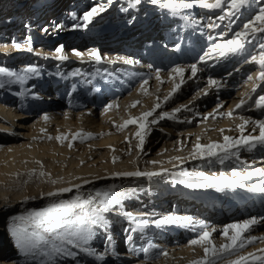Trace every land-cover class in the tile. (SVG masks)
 Wrapping results in <instances>:
<instances>
[{
	"label": "bare ground",
	"instance_id": "6f19581e",
	"mask_svg": "<svg viewBox=\"0 0 264 264\" xmlns=\"http://www.w3.org/2000/svg\"><path fill=\"white\" fill-rule=\"evenodd\" d=\"M24 1L26 0H0V21L7 18L6 11H11L14 7L16 9L14 15L18 16L22 9L17 6ZM36 1L39 4L43 0ZM79 2L80 0L75 2L76 7L80 5ZM186 2L193 3V0ZM208 2L214 3L215 0ZM100 3L105 4L104 1H100L97 5ZM243 7L252 10V13L246 21L244 19L246 13L240 16L244 22L238 25L237 32H241L244 24L254 19L264 7V0H250ZM108 8L109 6L106 5V9ZM193 8L198 15L196 20L200 21L199 19L202 18L200 22L202 24L205 19L214 20L219 12L224 13L231 6L228 0H222L221 9L215 13L208 10L213 11L216 8H202L196 3H193L191 9ZM91 9L84 8L82 14L78 11L77 20L71 22L68 28L52 31L50 34L44 33L31 23L27 28L21 25L22 23L12 25L11 30L5 35L0 34V68L14 72L16 75L11 77L15 81L25 82L31 75H36L37 79H41L40 87H43L48 81V73L52 72L55 63L60 61L57 58L59 54L55 52L60 45L64 46V55L70 49L84 54L82 58L74 54V57L86 61L84 66H80L82 70L87 66L89 69L95 67V60L89 57L88 53L91 49H97V43H103L110 37L108 30L104 32L102 28L110 11L105 10L106 14L101 12L95 15L87 27H84L83 15ZM237 14H240V11L234 15ZM227 23L229 22H223L220 28L221 33H226V36L216 39L215 43H224L234 37L235 34L232 33L235 30L227 35V27H229ZM210 25L209 21L203 26L210 27ZM256 26L259 24L257 23ZM2 30L3 28L0 29ZM28 37H31V51L28 50ZM261 42H264V33H256L254 36L250 34L246 41H242L241 51L245 48L251 57L258 56ZM15 44H19L20 48H16ZM98 51L101 53L100 50ZM17 52L20 53L16 54ZM239 53L238 56L228 54L221 57L218 52H214L211 57L217 59L186 60L173 67V69L177 67L184 69L182 75H177L171 69L170 73L159 72V80L156 78L157 73L147 72L144 79L135 82L128 90L93 109L90 105L75 109L65 108L63 102H55L52 94L47 90L35 86L38 89L35 88L32 95L41 96L43 100H52L51 103L44 109L34 108L32 111L20 112L14 106L17 95H8L15 87L10 84L11 80L6 73L0 74V84H3L0 92L4 88L7 89L5 90L7 92H4L6 96L0 93V219L7 218L2 222L4 225L0 230L5 233L7 246H13L15 251L19 249L16 237L12 235L13 240H11L5 231L15 225H26L25 221L29 219L31 213L47 211L54 205H75L89 196L97 199V202H93L94 208L100 207L101 202L103 204L108 202L111 197L120 201L119 204H112L109 201L110 207L107 212L112 216L107 212L102 214L112 225L107 229V234L105 230L100 232L96 242L92 241L87 245L95 249L97 255H103L104 259H97V255H89L80 249H73L79 253L76 258L57 256L54 264H192L193 261L201 260L205 256V247H211V245L191 243L192 240L199 239L202 232L211 233L210 239L217 249L220 245L229 243L223 232L227 225L243 223L256 217L224 218L222 221H210L206 226L201 227L188 219L191 218L188 215L170 211L169 201L168 209L164 210L163 203L160 204L162 198L152 202L146 199L151 198L150 195L157 190V186H160L159 192L165 189L170 191L174 188L172 182L196 180L206 183L221 175L236 179L234 172L243 175L257 169L264 171L262 142L237 145L226 153L217 150V156H201L198 153L195 157L193 155L198 142L202 145L224 144L226 136L238 140L242 135H260V129L254 122L264 120V108H257L255 105V100L264 95V84L258 78L261 68L256 62L238 66L247 60L238 61ZM232 58V61H238L236 66L241 70L232 72L233 67H230L223 71L225 66L223 59L228 62ZM36 62L38 63L35 67L36 73L24 71L28 67L35 66ZM193 64H196L198 69L195 76L191 72ZM209 79L218 81V85H210ZM145 80H148L147 84H144ZM260 83L262 85H259ZM176 84L180 85L179 89L165 101L164 97L168 96ZM30 85V88H33L32 84ZM142 86L146 91L142 90ZM241 99L246 100L247 103L236 108V104ZM157 103L161 106L152 116L142 121L146 128L141 129L140 123L118 127L129 119L140 118L142 113L150 111ZM110 104L114 106L108 108ZM40 105L44 106L45 101ZM177 108L180 111L175 112L174 118L158 119L161 112L172 113ZM230 111L231 115L228 114ZM153 119H157L158 122L151 123ZM245 120L249 123L244 125V130L241 132L239 126ZM138 131L145 136L142 149L138 147L140 144V139L136 135ZM78 132L91 133V136L72 139L73 134ZM58 136L67 138L58 140L56 138ZM69 144L72 146L69 147ZM153 161L157 163H152ZM135 171L158 174L114 175V173ZM41 172L45 175H41ZM184 172L189 175H183ZM199 173L204 175L201 176ZM261 180H264V176L256 175L242 183H260ZM84 181L89 183L85 184ZM75 184H79L80 188H73L71 192L58 191L60 188ZM147 191L150 195H147ZM50 192L56 195H47ZM97 192L101 195L97 196ZM105 192L108 193L107 197L103 195ZM123 196L128 198L125 199ZM76 209L73 207L70 211L74 213ZM80 212L81 210L78 213ZM125 212L139 219H145L149 223H155L168 216L182 217V219L176 223L165 224L168 228L162 227V232H159V229L142 227L133 232L131 229L136 225L123 215ZM13 217H25V219L16 220L14 225ZM256 219L260 222L243 234L244 238L256 239L251 243H247L245 239L243 248H236L231 252H219L217 256L209 253V262L206 264H229V261H235L238 257L248 256L250 253L260 258L256 260L249 258L245 264H264V221ZM184 220L190 223L185 224ZM5 226L9 228H4ZM124 229L129 231L123 234ZM96 233L98 234V231ZM164 233L167 235L164 236ZM140 234H144L146 238L142 247L136 245ZM233 234L234 230L229 229L228 235ZM103 235L111 236L110 246ZM128 235L132 236L134 246L133 249L125 250L122 238ZM1 243H4V240L0 234ZM143 249H148V252L145 253ZM19 254L23 260L22 264H41V261L51 264L44 256L38 255L34 258L30 254L21 252L20 249ZM6 257V254L0 253V264H15L13 260L5 259Z\"/></svg>",
	"mask_w": 264,
	"mask_h": 264
},
{
	"label": "snow or ice",
	"instance_id": "6c2138e0",
	"mask_svg": "<svg viewBox=\"0 0 264 264\" xmlns=\"http://www.w3.org/2000/svg\"><path fill=\"white\" fill-rule=\"evenodd\" d=\"M230 3L231 9L234 11L230 12V15L235 14V12H238L241 7H243L246 3H249L250 0H228ZM108 4L112 3V0H107ZM136 4L140 3V0H135ZM151 3L153 4H159L162 8L169 9L172 14H176L179 9L182 8H191L193 6V3L199 4L202 8H221L222 6V0H215L214 3H209L208 0H193V3H188L186 0H151ZM133 5L130 4L129 7H132ZM106 10L105 4H100L96 7H93L90 11L84 13L83 20H84V27H87V24L91 21V19L98 15L101 12H104ZM122 11H128L127 8L121 9ZM221 20L224 19V17H220ZM132 21L130 20L129 23ZM257 23L259 26H256ZM57 28H62L61 25H55ZM76 27H79V25H75ZM210 27H217V25H210ZM45 32L48 31L47 28L43 29ZM256 33H264V7H262L259 10V13L254 17V19L249 20L248 23L244 24L243 30L241 32L235 33L234 37L232 39L227 40L224 43H215L213 42L209 46V51L205 53L204 56H202L200 59L201 61L205 60L206 58H211L212 53L218 52V55L223 57L228 54H235L242 50L243 43L242 41H246L249 37V35H255ZM28 50L31 51V37H28ZM210 40H212V37H209ZM16 48H20L19 44H15ZM260 52L259 55H253L251 57L252 61L258 63L260 65L261 71L259 73L258 78L262 81H264V42H261L260 45ZM176 48H179V45H176ZM64 46L60 45L55 49V52L59 54L57 58L59 60H66L68 57L66 55H63ZM74 54L77 57H83V53L73 50ZM89 57L93 58L97 62L101 60V55L97 49H91L88 53ZM132 60H126L125 63H133ZM26 73H36L37 70L34 67H28L24 70ZM184 69L182 68H174L173 72L177 75H182ZM198 69L196 64H193L191 66V72L192 75L195 76ZM6 73L8 76H14L16 75L14 72H10L6 68H0V74ZM157 80L160 79L159 71H157L156 75ZM19 79V77H18ZM251 79V77H249ZM181 83H183V80H181ZM218 81L209 79L210 85H218ZM144 84H147V80L144 81ZM0 87H3V84H0ZM180 85L176 84L171 92L168 94V96L164 97V100L167 101L172 93L176 92L179 89ZM142 90L146 91V89ZM255 90V89H253ZM247 101L244 99H241L238 104H236V108H240L242 105L246 104ZM255 105L257 108H264V95L259 96L255 100ZM114 105H108V108L113 107ZM135 106V105H133ZM161 105L160 103H157L150 111L144 112L141 114L140 118H132L124 122L123 125H119L118 127L123 128L126 127L128 124L131 123H140V128L144 129L146 128V125L142 122L143 120H146L149 116H152L153 112L156 111L157 108H159ZM186 107V106H185ZM180 111L179 108L174 109L172 113L168 112H161L159 114L158 119H164L166 117L168 118H174L175 112ZM231 115V111L228 113ZM211 115V114H210ZM47 119V117H45ZM157 119H153L151 123L155 124L157 123ZM249 121L245 120L243 124H241L239 127L241 129V132L244 130V125L248 124ZM260 129V135L259 136H241L238 140H233L232 137H225V143L224 144H216L211 143L207 145H202L199 142L195 145V153L193 154L195 157V154H199L201 156L207 155V156H217L218 151L227 152L230 148H234L237 145H249L252 144V142H262L264 143V120L261 121H255L254 122ZM136 135L140 139V144L138 147L143 146L145 136L141 134L140 131L136 133ZM86 136H91V133L84 134L82 132H78L73 134L72 139L77 138H85ZM58 140L66 139V136H58L56 137ZM72 145L69 144V147ZM116 158H114L115 161ZM179 159V158H178ZM152 163H157L156 161H153ZM41 175H45L44 172L40 173ZM158 173H145L140 171L135 172H121V173H114V175L119 176H144V175H157ZM183 175H189V173L184 172ZM199 175L203 176V173H199ZM264 176V171H261L257 169L253 172H248L246 174H241L239 172H234V176L236 179H229L228 177H225L221 175L218 178H213L212 181L206 182L205 184H189L188 187L192 188H201L206 186H218L221 188L224 187H230L235 188L237 186L243 188L245 185L242 183V181L250 179L252 176ZM55 183L56 181H52ZM85 184L89 183V181H84ZM73 188H80L79 184L72 185L71 187H64L58 189L59 192H71ZM251 190L253 191H260L264 192V180H261L260 183L252 185ZM49 196L56 195V193L50 192L47 193ZM97 196L101 195L99 192L96 193ZM105 197L108 196V193H103ZM95 201V197L89 196V198L84 199L82 201H78L76 205H54L50 207L47 211L44 212H33L30 214L29 219L31 221L30 224H26L24 226L15 225L16 220H24L25 217H13L12 220L14 222L13 227L10 228V231L13 236L16 237V244L17 247L20 249L21 252H24L25 254H30L34 258L36 256H44L47 257V261L51 262V264H54V259L57 256H64V257H72L76 258L79 253L77 251H74L73 249H80L84 253H87L89 255H97L95 252V249H92L91 247H88L89 241H91L94 236L96 235V231L94 230L96 227H99L100 229L105 230V234H107V229L110 227L109 221H107L104 216L102 215L104 212H107L109 210L110 205L105 206L101 202L100 207H96L92 210L91 213L88 211H82L80 214H76L70 211L73 207H79L83 209V206L85 205H91ZM110 202L112 204H119L120 201L117 200L115 197L110 198ZM124 216H126L128 219L132 220L133 223H135L136 227L132 228L131 231H136L138 228H141L145 226L148 221L145 219H139L137 217H134L131 213H123ZM74 217V218H73ZM182 218L177 216H168L165 218H162L158 221H155L158 225H165V224H172L180 221ZM261 221H264V217L261 218ZM185 224L190 223L188 220L183 221ZM256 218H251L249 220H245L243 223L239 224H230L227 225L223 232L224 235L227 237V239L230 241L229 243L222 244L219 246V249L215 245L212 244V241L210 239L211 233L208 231L202 232L199 239H194L191 241L192 244H206L211 245V247H205V256L201 260L193 261L192 264H206V262H209V253L212 256H217L219 252H231L232 250L236 248H243L245 244V239L247 243H251L255 237H249L244 238V233L248 232L252 226L259 223ZM201 226H204V222H199ZM229 229L234 230V234L229 236L228 232ZM125 231H129V229H125ZM215 231V229H213ZM128 240L132 239L131 235H128ZM107 243L110 246L111 245V236H107ZM71 246V247H69ZM145 253L148 252V249H143ZM259 259L260 257L255 256L254 254H249L248 256H240L235 261H229V264H245V262L249 259ZM97 259H104L103 255H97ZM41 264H46L45 261H41Z\"/></svg>",
	"mask_w": 264,
	"mask_h": 264
},
{
	"label": "rangeland",
	"instance_id": "374dc122",
	"mask_svg": "<svg viewBox=\"0 0 264 264\" xmlns=\"http://www.w3.org/2000/svg\"><path fill=\"white\" fill-rule=\"evenodd\" d=\"M209 1V0H208ZM96 6H98L96 3H93L92 4V6H91V8H93V7H96ZM198 6V5H197ZM103 13H105V12H103ZM106 14V13H105ZM109 13H107V17H109V15H108ZM81 16V15H80ZM9 31V30H8ZM68 32V31H67ZM0 34H3L2 33V31H0ZM10 34V33H9ZM13 34V33H12ZM14 35V34H13ZM2 88V87H1ZM5 89V88H4ZM2 92V91H1ZM17 99V98H16ZM16 99H14V100H16ZM152 135H153V133H152ZM27 196H29L28 194H27ZM124 198H125V196H123ZM126 198H128V197H126ZM125 198V199H126ZM83 200V199H82ZM81 200V201H82ZM95 201L97 202V199H95ZM94 201V202H95ZM109 201L110 200H108V202H105L104 204L106 205V206H108L110 203H109ZM76 205V204H75ZM95 207V205H93V204H91V205H85V206H83V209H81V208H79V207H76L77 209H76V211H74V213H76V214H80L83 210L84 211H88L89 213H91L92 212V210H93V208ZM81 210V212L80 213H78L79 211ZM107 214H109V215H111L112 216V214L111 213H109V212H107ZM121 215V214H120ZM106 219V218H105ZM107 220V219H106ZM27 222H28V224H30L31 223V221H30V219H26V221H25V223L27 224ZM109 224H111V223H109ZM110 227H112V225H110ZM96 229V231H98V234L96 233V235L94 236V238L91 240V241H89V244H91L92 243V241H93V243H95L96 242V240L99 238V234H100V232H102V231H104V229H101V231H100V228L99 227H96L95 228ZM141 235V234H140ZM104 236V235H103ZM105 237V236H104ZM137 241H138V239H137ZM197 245V244H196ZM195 245V246H196ZM201 245V244H200ZM200 245H198L199 247H200ZM134 246V245H133ZM197 246V247H198ZM128 248V247H127Z\"/></svg>",
	"mask_w": 264,
	"mask_h": 264
}]
</instances>
